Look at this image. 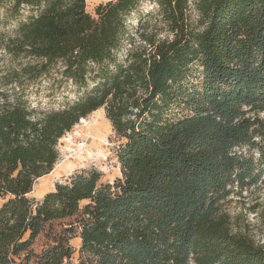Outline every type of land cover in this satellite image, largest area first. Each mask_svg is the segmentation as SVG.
Here are the masks:
<instances>
[{
  "label": "trees",
  "instance_id": "1",
  "mask_svg": "<svg viewBox=\"0 0 264 264\" xmlns=\"http://www.w3.org/2000/svg\"><path fill=\"white\" fill-rule=\"evenodd\" d=\"M142 1L107 0L90 13L86 0H0V16L18 21L3 49L27 59L23 76L59 72L79 89L91 84L62 109L0 103V196H8L0 264H72L76 229L77 264H264V247L233 232L218 208L235 183L263 173L239 148L261 135L264 0H151L170 35H148L139 17L147 45L120 60ZM100 107L120 140L121 176L101 183L96 170L80 172L31 201L58 159V139ZM62 219L69 226L48 227L49 243L33 251Z\"/></svg>",
  "mask_w": 264,
  "mask_h": 264
},
{
  "label": "rangeland",
  "instance_id": "2",
  "mask_svg": "<svg viewBox=\"0 0 264 264\" xmlns=\"http://www.w3.org/2000/svg\"><path fill=\"white\" fill-rule=\"evenodd\" d=\"M107 0H86V9L93 13V8L99 2ZM156 5L151 0H143L139 7L130 14L128 26L132 33V41H125L118 50L117 56L120 60L125 58L128 49L147 45L139 35L138 19L141 17L142 25L147 22L146 32L148 35L155 34L156 38H163L170 35L165 25L157 15ZM141 24V23H140ZM18 21L11 20L3 13L0 16V103L23 102L28 108L41 113L44 111L62 109L70 104L83 99L89 90L88 88H77L69 79L59 72H53L48 76H41L35 80L23 76L19 68L25 60H17L11 57L4 49L8 36H13L17 29ZM152 36V35H151ZM193 75L199 77L200 69L194 65ZM260 124V136L253 138L254 143L239 148L243 156L252 159L256 174L261 168L263 173L255 183L245 179L247 184L242 187L237 185L231 187L230 192L219 200L218 208L230 217L231 229L233 232L244 234L250 237L256 244L264 247V188L261 179L264 177V111L257 114ZM119 138L114 134L111 124L105 115L103 107L91 112L80 119L57 141L59 152L58 159L52 170L37 178L27 197L36 202L43 195L54 189L56 183L69 182L72 176L80 172L96 170L100 174L99 182L112 183L121 176L119 163L116 157V149ZM8 196H0V205ZM82 201L80 205L85 204ZM71 219L52 221L35 238L32 249L39 252L49 243L46 231L48 227L58 230L68 227ZM77 230V229H76ZM75 232L69 240L74 249L71 256V263H78V249L80 238Z\"/></svg>",
  "mask_w": 264,
  "mask_h": 264
},
{
  "label": "bare ground",
  "instance_id": "3",
  "mask_svg": "<svg viewBox=\"0 0 264 264\" xmlns=\"http://www.w3.org/2000/svg\"><path fill=\"white\" fill-rule=\"evenodd\" d=\"M82 119V118H81Z\"/></svg>",
  "mask_w": 264,
  "mask_h": 264
}]
</instances>
